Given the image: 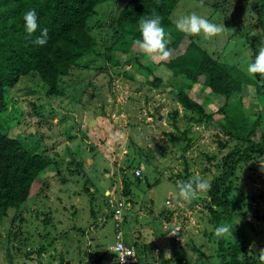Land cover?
<instances>
[{
    "label": "rangeland",
    "instance_id": "obj_1",
    "mask_svg": "<svg viewBox=\"0 0 264 264\" xmlns=\"http://www.w3.org/2000/svg\"><path fill=\"white\" fill-rule=\"evenodd\" d=\"M125 2L118 0L117 4L121 6ZM223 3L224 6L220 5ZM213 4L219 5L220 9H213ZM113 5V0H108L101 6L95 17L100 23L93 28L97 39L94 52L81 58V65L85 67L72 68L69 75L60 78L57 90L61 94L48 98L43 85L32 76L20 79L9 91L10 110L0 116V128L11 138L20 137V131L26 137L32 135L27 140L28 146L30 143L31 149L60 162L61 170L59 176L48 177L46 186L36 192V200L30 207L33 213L28 209L20 215L11 216L9 213L1 219L0 264H59L60 260L64 264H117L116 254L112 251L117 230L112 212L119 201L124 202L119 231L122 235L131 232V240L126 239L132 244L138 243L133 246L134 250L139 251V244L143 241L153 243L152 247L145 248L143 255L148 264L161 263L154 248L164 259L170 255L168 241L160 239L168 214L171 213V218L180 224L188 218L197 222L199 217L204 222L207 195L201 194L191 203L178 199L174 181L177 184L186 180H176L174 175H183V160L179 157L183 155L188 165L187 181L195 177L212 180V164L228 151L227 147L218 145L219 140L221 143L225 141V137L221 134L218 139L215 137L219 132L217 124L222 119L218 111L224 100L219 96L207 97L194 87L190 95L197 102H204L206 114L211 113L208 123L195 124L186 120L184 111L174 101L167 86L152 88L126 77L125 73L132 74L131 53L136 54V51L131 49L125 55L112 48L115 39L107 31L106 18L109 11L118 7ZM248 6L251 4L242 0H179L171 16L176 24L181 16L196 12L224 25V33L212 39L185 35L208 55L242 73L245 85L251 81L247 64L254 59L258 48L264 46L260 32L254 29L255 12ZM107 48L112 49L110 62L109 54L105 52ZM114 62L119 64L113 65ZM140 62L154 64L156 60L144 55ZM158 71L162 69L158 68ZM254 78L259 81V74ZM170 81L184 83L179 78ZM248 87L241 98L244 108L257 103ZM173 110H177L174 124L178 130H186V137L190 140L185 150V138L173 129ZM247 112L244 126L250 125L258 116L256 107ZM115 134L120 135L119 140L113 139ZM88 150L93 151L90 154ZM141 153H147L151 159L149 167L143 168L147 184L132 185L130 196L122 198L118 192V179L111 174L119 165L125 164L127 157L140 161ZM206 156L212 157L210 163H207ZM71 157L81 164L80 172L77 169L66 173L61 166V162L66 163ZM240 177L246 193L256 202V205L252 202V208L247 210L246 221L255 229L248 246L255 242L252 249L258 254L264 248V224L255 220L264 210V159L243 167ZM155 179L159 180L158 184L148 187ZM84 187H88L89 193L83 191ZM105 190L111 192L109 198L107 193L103 194ZM126 203H129L128 207ZM255 208L259 209L256 215ZM45 217L49 218L46 223L43 222ZM131 226L137 233L130 231ZM258 228L262 230L256 235ZM180 243L178 247L186 264H211L196 259L195 253L182 244L183 241ZM41 247L45 248L42 254L35 256ZM28 255L32 256V261L28 260Z\"/></svg>",
    "mask_w": 264,
    "mask_h": 264
},
{
    "label": "trees",
    "instance_id": "obj_2",
    "mask_svg": "<svg viewBox=\"0 0 264 264\" xmlns=\"http://www.w3.org/2000/svg\"><path fill=\"white\" fill-rule=\"evenodd\" d=\"M107 1L0 0V116L10 110V89L26 76L37 79L43 85L44 94L48 98L61 94L60 90H57L60 78L69 75L72 68L85 67L81 65L83 61L81 58L94 52L97 39L94 38L93 28H96V23L99 22L95 17ZM117 1L113 0V7L115 5L118 7L112 9V12L109 11L106 28L115 39L113 49L125 55L131 49L136 51V54L131 53L132 74L128 76L125 73L126 77L152 88L164 89L167 86L168 92H172L174 96V101L184 111L186 120L195 124L208 123L211 113L206 114L204 102L199 103L190 95L194 87L198 93L201 92L207 97L219 96L224 100L218 111L222 119L221 123L217 124L219 132L215 137L217 138L219 134L225 137V141L221 143L219 140L218 145L227 147L228 151L211 166L214 171L210 181L211 189L206 193L208 201L205 205L204 222L199 217L197 222L195 220L196 225L189 218L180 224L171 218V213L168 214L160 239L168 241L172 255L164 259L159 251L160 264H169L171 261H174L173 264H186L178 247L181 241L195 253L196 259L203 262L264 264L248 246L255 229L246 221L249 215L247 210L252 208L255 198L250 197L245 191L246 186L240 183L242 168L251 163L262 162L264 159V87L251 77L249 78L251 81L245 85L242 73L233 71L231 66L211 57L191 38L176 29L171 16L179 0H126L121 6ZM242 1L251 4L248 7L255 12L254 29L259 31L264 39V0ZM212 8L220 9V6L213 4ZM31 9L36 10L39 27L35 33L28 35L24 28L23 15ZM153 10L162 17V26L168 33V49L171 56L166 61L156 60L154 64H143L140 58H144V54L134 44V40L140 38L138 20L142 16L150 15ZM45 28L48 30L47 43L43 46L34 44L33 41ZM105 52H108L110 62L112 49L107 48ZM158 68L162 71H158ZM175 78L182 79L184 83L176 84L170 81ZM247 87L252 89L257 103L244 108L241 98ZM251 107L257 108L255 113L258 116L253 118L250 125L244 126L247 110ZM176 114L177 110H173L172 125L173 129L185 138L186 144L183 147L185 150L190 140L186 137V130H178L174 124ZM20 132V137L11 138L0 128V221L9 213L11 216L20 215L28 209L29 213H33L30 207L36 200V192L46 186L45 180L48 177L59 176L61 170L60 162L31 149L30 143L28 146L27 140L32 135L28 134L26 137L24 132ZM241 132L245 134L241 135ZM39 136L42 138L43 134L40 132ZM88 151L91 154L93 150ZM179 157L183 160V175L176 174L174 178L187 181L188 165L184 162L183 155ZM206 157L207 163H210L212 157ZM140 159L139 161L130 157L125 158V164H118L115 173L111 174V177L118 179V192L122 198L130 196L132 185L136 187L141 182L147 184L143 168L149 167L151 159L147 153H141ZM65 162H61V166L65 168L66 173L77 169L78 172L81 171V164L74 158L71 157ZM71 167L72 171L69 170ZM135 172H138V175ZM104 174L107 175V172L104 171ZM158 182L159 180L155 179L147 186H155ZM87 189L88 187H84L83 191L89 193ZM171 199L174 200L173 197H170ZM122 204L124 205V202ZM127 204L129 203H126V206ZM263 211L256 217V222L264 224ZM254 212L256 215L259 209L255 208ZM48 219L45 217L43 222H48ZM222 223L232 225V236L217 238L214 235L215 227ZM261 230L258 228L256 235ZM249 234L252 236L249 237ZM128 237V233L123 234L124 241H127ZM143 243L139 244L140 249L135 250L134 254L139 264H148L144 262L143 255L145 248L152 247L153 243L146 244L144 241ZM132 245L138 243L134 242ZM44 249L41 247L36 250L35 256H40ZM31 257L28 255V260L32 261ZM59 264H64V261L60 260Z\"/></svg>",
    "mask_w": 264,
    "mask_h": 264
},
{
    "label": "clouds",
    "instance_id": "obj_3",
    "mask_svg": "<svg viewBox=\"0 0 264 264\" xmlns=\"http://www.w3.org/2000/svg\"><path fill=\"white\" fill-rule=\"evenodd\" d=\"M23 21L25 31L28 35L35 33L39 27L35 9L25 12L23 15ZM175 26L179 32L189 36H203L204 39L219 37L225 31L224 25L214 23L206 17L198 15L196 12L181 16L177 19ZM138 31L140 38L134 40V44L144 55L157 61H166L170 58L171 53L168 49V33H166L165 28L162 26V17L155 10H153L150 15L142 16L138 20ZM47 41L48 30L45 28L40 32V35L36 37L33 43L38 46H43L47 43ZM246 71L253 79H255V74H259L260 80L257 81V83L261 87H264V46L258 48L254 59L247 64ZM113 139L119 140L120 135L115 134ZM176 188L178 199H181L186 203H191L193 200L198 198L199 195L206 194L210 191L211 182L203 177H195L188 181H178ZM128 206L129 204H127V207ZM214 235L217 238L232 236V225L230 223L220 224L215 227ZM129 244L132 247L133 252H135L132 243L129 242ZM249 247L250 249L254 248L255 242H253V244ZM119 248L122 252L119 259L121 262L124 261L125 256L132 257V253L130 251H124V245H120ZM155 252L158 254L159 250L156 249ZM257 255L259 260L264 262V248H261Z\"/></svg>",
    "mask_w": 264,
    "mask_h": 264
},
{
    "label": "built area",
    "instance_id": "obj_4",
    "mask_svg": "<svg viewBox=\"0 0 264 264\" xmlns=\"http://www.w3.org/2000/svg\"><path fill=\"white\" fill-rule=\"evenodd\" d=\"M136 175H138V172H135ZM123 207V204L121 201L117 202L116 207L114 211L112 212L113 220H114V226L117 229L114 238L115 242L114 245L112 246V251L116 254L115 255V260L117 264H138L136 261V258L134 256V252L132 247L130 246L129 243L124 242L122 233L119 231L120 224L122 222V219L120 218L121 214V208ZM120 245H124L125 249L124 251H130L132 253L131 256H125L124 261L121 262L119 259L122 255V252L119 248Z\"/></svg>",
    "mask_w": 264,
    "mask_h": 264
},
{
    "label": "crops",
    "instance_id": "obj_5",
    "mask_svg": "<svg viewBox=\"0 0 264 264\" xmlns=\"http://www.w3.org/2000/svg\"><path fill=\"white\" fill-rule=\"evenodd\" d=\"M106 193L108 194L107 196H109L110 194H111V192L110 191H108V190H105L104 191V195H106ZM135 226V225H134ZM134 226H131V228H130V231H132V232H134L135 231V233H137V230H134ZM92 229V225H91V227H89V230H91ZM131 233V232H130ZM128 235H129V237H128V239H130L131 240V236H130V234L128 233ZM136 241V240H135ZM126 243H129V241L127 240V241H125ZM133 246V245H132ZM135 251V250H134ZM154 251H156V249H154ZM102 258H104V257H102ZM143 260H145V257L143 256Z\"/></svg>",
    "mask_w": 264,
    "mask_h": 264
}]
</instances>
